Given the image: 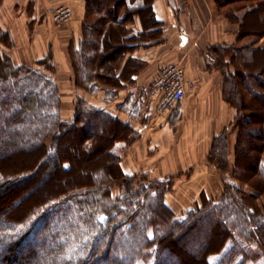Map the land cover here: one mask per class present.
<instances>
[{
  "label": "trees",
  "instance_id": "1",
  "mask_svg": "<svg viewBox=\"0 0 264 264\" xmlns=\"http://www.w3.org/2000/svg\"><path fill=\"white\" fill-rule=\"evenodd\" d=\"M131 1L87 0L84 41L72 52L78 85L90 91L99 81L119 86L135 58L120 70L129 49L118 55L116 50L142 37L126 26L133 13L141 14L144 28L163 26L152 0L134 7ZM217 1L239 25V42L208 53L226 75L223 95L236 110L238 137L233 168L228 127L216 136L217 153L209 157L238 182L227 181L217 202L203 194L201 205L182 213L166 202L173 177L149 183L145 175L123 172L126 147L121 144L117 153L114 147L135 138L128 125L81 97L71 122L62 121L55 81L38 68L16 66L0 51V213L10 219L0 223V264H264V210L258 202L264 198V46L257 44L264 36V0ZM3 35L8 43L10 37ZM111 96L108 90L105 99ZM125 128L129 135L121 132ZM52 156L58 165L39 185L64 186L71 196L51 198V206L35 209L29 220L12 221L15 206L26 208L32 193L45 190L27 189L16 205L6 200L9 194L38 179L44 159ZM92 161L100 169L91 173L90 183L72 186L87 179ZM19 165L23 169L9 180L15 172L6 174ZM115 184L121 197H111Z\"/></svg>",
  "mask_w": 264,
  "mask_h": 264
},
{
  "label": "crops",
  "instance_id": "2",
  "mask_svg": "<svg viewBox=\"0 0 264 264\" xmlns=\"http://www.w3.org/2000/svg\"><path fill=\"white\" fill-rule=\"evenodd\" d=\"M0 2V30L8 31L12 39L9 46L0 41V51L7 54L16 66L44 69L43 62L46 60L52 64L45 69L59 88L62 121L68 122L73 118L76 101L81 97L112 113L129 126L135 138L133 142L129 141L130 146L127 145L121 153V167L126 174L150 171L151 177L158 180L174 176L194 164L177 161L173 154L175 142L178 145L177 141L181 140L194 151L195 154L185 156L184 160L198 154L206 156L213 137L227 127L229 129L233 123L235 109L223 100V77L208 53L213 46L230 45L235 40L237 42L238 26L218 15L214 0H155L156 17L163 22L164 33L150 41L142 36L131 44L120 70L124 68L127 59L133 56L141 60L140 66L121 78L117 73L119 86L99 81L94 91L77 84L72 57V52H79L84 41L87 0ZM54 4L69 5L74 10L69 24L56 30L51 26L53 21L48 13ZM129 28L132 35L140 33L144 27L140 19L134 16ZM263 44L264 37L258 45L263 47ZM27 47H36L37 54H26L24 48ZM14 48H20L19 52L7 50ZM176 60L183 62L186 76L195 80V87L179 104L166 114L159 115L156 107L147 100L148 86L162 64ZM108 90H111L112 96L107 100L105 97ZM189 110L203 111L206 115L188 123L184 117ZM231 138L233 147L237 141L235 132ZM205 143L202 154L200 147ZM178 149L181 150L179 145ZM195 174L194 169L192 178ZM202 192L204 195L211 194L207 187H202L197 194Z\"/></svg>",
  "mask_w": 264,
  "mask_h": 264
},
{
  "label": "rangeland",
  "instance_id": "3",
  "mask_svg": "<svg viewBox=\"0 0 264 264\" xmlns=\"http://www.w3.org/2000/svg\"><path fill=\"white\" fill-rule=\"evenodd\" d=\"M134 1L135 0H133V1H131L129 3V6L130 7H134V6H136V4H140L142 2V0H136L135 2ZM148 1H151V0H148ZM214 3H215V6H216L218 15L222 19L228 20L233 25H237L238 26V28H237V34H238L239 33L238 32L239 31V25L237 23H233L231 20H229L227 18V16L225 15V12H224V7H221L220 4H219V2L217 0H214ZM0 5H1V2H0ZM56 5H62V4H56ZM228 8H230V7H228ZM152 11L154 13L155 19L158 20V21H161V20H159L156 17V13H155V0H152ZM148 14H149V10H148ZM73 15H74V13H73ZM134 16H137L140 19V21L142 22V24H143V17L141 16V14L133 13V17H131V19H129V21L126 23L129 27H130V25L132 24V22L134 20ZM18 17H17V19H18ZM49 17H50V15H49ZM50 19L52 20L51 17H50ZM53 22H51V26H52V28L54 30H56V28L63 27L65 25L69 24L67 22V23H64V24H61L60 25V24H57L56 22H54V23ZM144 23H145V21H144ZM143 27H144V25H143ZM158 28H159V26H158ZM5 31L6 30L0 32V40L1 39H6V41L8 40V38H6L3 35V32L5 33ZM7 32L8 31H6V33ZM140 32H142V36L143 37L148 38L149 41H150V40H154V39L158 38L162 33H164V26H162L159 29H157V28H149V25L148 26L145 25V28L141 29ZM7 34H8V36L10 35L9 33H7ZM9 37H10L9 42L8 43H4V44H8V46L10 44H12L11 36H9ZM57 37H58V35H57ZM247 37L244 38L243 40H247L248 39ZM263 37H261L259 39V41H258L257 44H259L260 40ZM50 38H53V37L51 36ZM2 41L3 40H1V42ZM235 42H236V40L233 43H235ZM237 42H239V37L237 39ZM219 46H221V45H219ZM213 47H218V46H213ZM3 49H5V48H3ZM19 49L20 48H18V49L17 48H14V50L13 49H7V50L10 51V52H15L16 50H18V52H19ZM127 49H129V48H126V46L124 47V49L123 48L122 49L121 48L117 49L116 50L117 51L116 52V55H118V53H120L121 50L123 52L124 50L127 51ZM24 50H25V53L26 54H29V55H32V54L36 55L37 54L36 47L35 48L34 47H27V48H24ZM133 57L135 59L132 60L131 65L128 68V72L132 71L133 69L138 68L140 66V64H141V60L139 58H136L135 56H133ZM178 61H180V60H178ZM45 62L47 63V60ZM180 63L184 67L183 62L180 61ZM215 66H217V65H215ZM34 68H38V67L37 66H34ZM217 68L220 70V72L222 74V77H223V79H222V81H223V83H222V85H223L222 86V96H223V100H224L223 87H224L225 76L226 75H225V73L223 72V69L220 66L217 67ZM38 69L40 71H42L46 76H48V70H46L45 68L44 69L38 68ZM184 70H185V67H184ZM105 73L107 75H109L108 72H105ZM186 78H187V76H186ZM189 79L190 78H187V80H189ZM193 81H195V80H193ZM194 85L189 88L188 93H189V91L193 90L192 88L195 87ZM224 102L229 107L234 108L233 106L229 105V103L227 101L224 100ZM194 111L195 110H189V111H187L186 112V115L184 117V120L187 121L188 123L190 121H193L194 122V121L199 120L200 116H202V118H204L205 115H206V112H203V111L194 112ZM235 119H236V116L234 117L233 123L229 126L228 132H226L227 133L226 140H227V144H228V154H230L229 156H230V160H231V164H230L231 167L230 168H233L232 167V165H233V157H234V154H235V145H236V142H235L234 146L231 147V144L233 143V138H231V134L235 132L236 136L238 137V130L235 129V127H234ZM68 122H71V120L68 121ZM122 131L125 132V136L127 134L129 135V133H128L129 132V129L128 128L122 129L121 132ZM224 131H226V130H224ZM121 140H123V139H121ZM133 140H134V136H131V141L133 142ZM217 140H219V139L216 136H214L213 139H212V141H211V144H210V148H209L210 150H208L206 156L205 155H202L201 156V154H198V155H196V157L190 158L189 160H184L185 159V156H188L189 154H195L194 151H192V149H190V148L187 147V143H185V144L182 143L181 140L180 141H177L179 147H181V150H179L178 149V145L175 142L174 149H173V154L177 157V161H184V162H188V163L193 162L194 163L192 167L187 168L184 171H181L180 170V172L176 173L174 176H170V177H173L174 185H173L172 189L166 193V202H167V204L171 208L175 209L179 213L180 212L182 213L183 211L185 212V210H187L189 208L196 207L197 205H201L202 204L203 201H202V195L201 194L203 192L202 193H199V195L197 194L201 190L202 187H207L208 190H209V192L211 193V194H206L207 198L208 199H211L214 202L215 201L217 202V200H220L221 199V194H222L223 189L225 188V184L227 183V181L228 182H232V181L233 182H235V181L238 182V180H235L231 175L228 174L227 171L225 173L223 171H221L218 168L217 164H214L213 162L210 163L211 160H210L209 154H216L217 153V150L214 149L215 143H217ZM121 144H124L125 147H126V145H128V147L130 146V142H127V140H124L121 143H119L118 145H115L114 150H115L116 153L118 151V146H120ZM206 144L207 143L203 144L200 147V153L202 152V154H203L204 151H203L202 148ZM189 146H191V144H189ZM2 150H4V149H2ZM231 154H233V155H231ZM54 158L55 157L52 156V157H49L47 159H44L43 165H42L43 168H42V170L39 173L38 179H36L33 182H30V183L26 184L25 186L16 187L14 190L16 192H19V194L17 193L16 195H13V196H11L9 194V196H8V198L6 200L9 201V203H12L13 202L16 205L19 201L23 200V198L26 196L25 194H26L27 189H28V191L29 190H32V189H36L37 190L36 187L39 186L40 188L41 187H44V188H41V189H44L45 190V191L38 190L37 192L32 193L33 195L31 197V200L29 201V203H27L28 205H27L26 208H19V206H15L16 207L14 209L15 218L14 219H11L12 221H20V220H24L25 218H28V220H29L30 215L33 214V212L35 211V209L38 210V208H43L41 210H44V209H46V208H44L45 206L46 207L51 206V203L52 202L48 201L51 198H56L58 196L57 198L60 197L59 200H63V199L68 198L69 196H71V194L70 195H67L69 193V190L66 189V188H64V186L62 187V186H58V185H55V184L54 185H52V184L45 185V183L42 184V186L39 185V182H40L41 178L46 173L53 172L55 170L56 164L58 165V161H56V163H55L54 162V160H55ZM121 159H123V158H121ZM65 160H67V158H65ZM95 163L97 164L96 161H95ZM95 163H94V161H92V164H94V165H93V167L91 169V172L89 170L90 174L88 175L87 179H84V180H82V181H80L78 183H74L72 186H75L76 187V185H82L83 183H90L91 177H92L91 173H93L94 171H97V170L100 169V167H99L100 165L98 164L99 166H96ZM63 166L65 168H67L68 166H70V163L68 161H65V162L63 161ZM23 167L24 166H20L19 165V166L13 168V171L7 173L6 175L15 172V173H13L14 175L12 174L13 175L12 177H9L10 178L9 180H13L15 178V176H16L15 174H17L18 170L20 171V169H23ZM194 169H195L196 174H195V177L192 178ZM146 173H143V171H140L139 173H134V174L135 175H140L141 178H145L144 177V175H145L147 177L149 183L150 182H154L155 180H158V179H153L151 177V172L150 171H148ZM170 177H167V178H170ZM242 186L246 190L252 191V189L248 185H242ZM121 190H122L121 187H119L118 184H115L114 187L111 190V197L112 198L121 197L120 196ZM63 193L64 194L66 193V196L65 197L60 196ZM203 194H205V193H203ZM258 200H259L258 202L260 203L261 207L264 210V198H263V196H260L258 198ZM46 203H49V204H46ZM3 212H4V210H3ZM7 222H10V219L8 218V219L5 220L4 217H2V214L0 213V223H7ZM213 258H215L214 255H212V260H213Z\"/></svg>",
  "mask_w": 264,
  "mask_h": 264
},
{
  "label": "built area",
  "instance_id": "4",
  "mask_svg": "<svg viewBox=\"0 0 264 264\" xmlns=\"http://www.w3.org/2000/svg\"><path fill=\"white\" fill-rule=\"evenodd\" d=\"M48 13L54 22L64 24L72 19L74 10L69 5H53ZM194 84L192 79L187 80L180 61H169L160 66L148 86L147 100L156 107L159 115H164L185 98Z\"/></svg>",
  "mask_w": 264,
  "mask_h": 264
}]
</instances>
